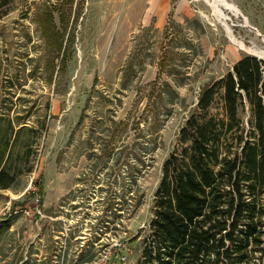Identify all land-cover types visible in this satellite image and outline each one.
Segmentation results:
<instances>
[{"label": "rangeland", "instance_id": "374dc122", "mask_svg": "<svg viewBox=\"0 0 264 264\" xmlns=\"http://www.w3.org/2000/svg\"><path fill=\"white\" fill-rule=\"evenodd\" d=\"M229 1L241 13L223 7L224 23L207 0L166 10L150 0H12L0 19V141L8 133L13 151L0 264L137 261L163 162L201 90L256 54L233 38L264 50V0ZM156 79L174 88L173 107L149 101ZM152 122L156 149L135 211L130 151ZM16 205L30 212L3 214Z\"/></svg>", "mask_w": 264, "mask_h": 264}, {"label": "trees", "instance_id": "16d2710c", "mask_svg": "<svg viewBox=\"0 0 264 264\" xmlns=\"http://www.w3.org/2000/svg\"><path fill=\"white\" fill-rule=\"evenodd\" d=\"M11 2L0 0V19ZM162 83H151L148 99L173 107L178 95ZM156 103L147 105L157 115ZM156 135L152 122L130 151L135 211L142 197L138 181L153 159ZM0 144V188H6L13 155L8 133ZM134 264H264V59L245 54L201 90L163 162Z\"/></svg>", "mask_w": 264, "mask_h": 264}, {"label": "bare ground", "instance_id": "6f19581e", "mask_svg": "<svg viewBox=\"0 0 264 264\" xmlns=\"http://www.w3.org/2000/svg\"><path fill=\"white\" fill-rule=\"evenodd\" d=\"M208 3L212 6L214 13L218 16L219 19L224 21V18L227 16L224 14L223 7L231 9L235 14L241 13L239 8L234 5L231 1L229 0H207ZM225 23V21H224ZM245 23L248 24L247 18H245ZM233 41L237 44V46L241 49H248L250 51L255 52L256 54H260L264 56V50H258L257 48L251 47V46H246V44L242 40H236L233 38Z\"/></svg>", "mask_w": 264, "mask_h": 264}, {"label": "built area", "instance_id": "2783aa9c", "mask_svg": "<svg viewBox=\"0 0 264 264\" xmlns=\"http://www.w3.org/2000/svg\"><path fill=\"white\" fill-rule=\"evenodd\" d=\"M30 193L32 194L33 198H34V204L36 206H38L40 204V202L42 201V196L41 193L38 189L37 185H34L31 187V189H29ZM30 210L28 209L27 206L25 205H16L14 207H8L7 209H5L3 211V214L6 216H12V215H19L21 213H29Z\"/></svg>", "mask_w": 264, "mask_h": 264}, {"label": "crops", "instance_id": "0c3cea01", "mask_svg": "<svg viewBox=\"0 0 264 264\" xmlns=\"http://www.w3.org/2000/svg\"><path fill=\"white\" fill-rule=\"evenodd\" d=\"M171 0H150V9H157L163 6L166 10L170 6Z\"/></svg>", "mask_w": 264, "mask_h": 264}, {"label": "water", "instance_id": "95a60500", "mask_svg": "<svg viewBox=\"0 0 264 264\" xmlns=\"http://www.w3.org/2000/svg\"><path fill=\"white\" fill-rule=\"evenodd\" d=\"M253 55H256V56H258V57H260V58H262V59H264V56L263 55H257V54H253Z\"/></svg>", "mask_w": 264, "mask_h": 264}]
</instances>
